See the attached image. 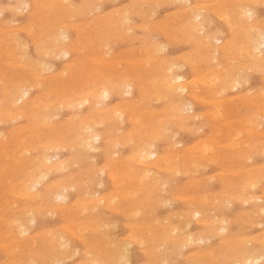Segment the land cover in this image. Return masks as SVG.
Wrapping results in <instances>:
<instances>
[{
	"label": "rangeland",
	"instance_id": "374dc122",
	"mask_svg": "<svg viewBox=\"0 0 264 264\" xmlns=\"http://www.w3.org/2000/svg\"><path fill=\"white\" fill-rule=\"evenodd\" d=\"M172 1L0 0V264H264V0Z\"/></svg>",
	"mask_w": 264,
	"mask_h": 264
},
{
	"label": "bare ground",
	"instance_id": "6f19581e",
	"mask_svg": "<svg viewBox=\"0 0 264 264\" xmlns=\"http://www.w3.org/2000/svg\"><path fill=\"white\" fill-rule=\"evenodd\" d=\"M11 1V0H10ZM36 1H38V0H36ZM146 1V0H145ZM150 1V0H149ZM169 1V0H168ZM174 1V0H173ZM172 1V2H173ZM241 1V0H240ZM19 2H21V1H19ZM131 2V1H130ZM153 2V1H152ZM157 2V1H156ZM163 2V1H162ZM231 2V1H230ZM242 2V1H241ZM260 2V1H259ZM22 3V2H21ZM24 3V2H23ZM49 3H51V2H49ZM99 3H100V1H99ZM150 3V2H149ZM160 3V2H159ZM165 3V2H164ZM256 3V2H255ZM19 4V3H18ZM36 4V3H35ZM44 4V3H43ZM154 4V3H153ZM208 4H210V3H208ZM212 4V3H211ZM214 4V3H213ZM217 4V3H216ZM247 4V3H246ZM8 5V4H7ZM15 5V4H14ZM199 5H201V4H199ZM205 5H207V4H205ZM53 6V5H52ZM56 6V5H55ZM138 6V5H137ZM264 6V5H263ZM2 7V6H1ZM36 7V6H35ZM45 7V6H44ZM54 7V6H53ZM71 7V6H70ZM75 7V6H74ZM136 7V6H135ZM157 7V6H156ZM46 8V7H45ZM72 8V7H71ZM87 8V7H86ZM91 8V7H90ZM13 9V8H12ZM26 9V8H25ZM42 9V8H41ZM47 9V8H46ZM92 9H93V7H92ZM118 9V8H117ZM133 9V8H132ZM147 9V8H146ZM33 10V9H32ZM91 10V9H90ZM89 10V11H90ZM188 10V9H187ZM248 10V9H247ZM246 10V11H247ZM2 11V10H1ZM16 11H18V10H16ZM36 11H38V10H36ZM136 11H137V9H136ZM136 11H135V13L133 14V15H135V14H137L136 13ZM148 11V10H147ZM242 11H244V10H242ZM39 12V11H38ZM115 12V11H114ZM89 13V12H88ZM241 13H243V12H240V14ZM27 14H28V12H27ZM118 14V13H117ZM152 14V13H151ZM198 14V13H197ZM239 14V15H240ZM247 14H249V13H247ZM4 15V14H3ZM110 15H112V14H110ZM139 15V14H138ZM145 15H147V14H145ZM223 15V14H222ZM66 16V15H65ZM221 16V15H220ZM224 16V15H223ZM241 16H243V14H241ZM62 17H64V16H62ZM103 17V16H102ZM216 17H217V15H216ZM225 17V16H224ZM246 17V16H245ZM40 18V17H39ZM44 18V17H43ZM64 18H66V17H64ZM126 18V17H125ZM130 18V17H129ZM129 18H127V19H129ZM140 18V17H139ZM222 18V17H221ZM249 18V17H248ZM70 19V18H69ZM109 19H111V18H109ZM118 19V18H117ZM147 19H148V17H147ZM196 19H197V17H196ZM195 19V20H196ZM219 19V18H218ZM93 20V19H92ZM143 20V19H142ZM249 20V19H248ZM5 21V20H4ZM21 21V20H20ZM129 21H131V20H129ZM178 22V21H177ZM86 23V22H85ZM148 23V22H147ZM197 23H199V22H197ZM191 24V23H190ZM200 24V23H199ZM32 25V24H31ZM62 25H64V24H62ZM77 25V24H76ZM174 25V24H173ZM250 25V24H249ZM253 25V24H252ZM262 25V24H261ZM264 25V24H263ZM7 26V25H6ZM47 26V25H46ZM195 26V25H194ZM154 27V26H153ZM119 28V27H118ZM254 29H250L251 31H252V33H254V36L252 37V38H250L251 40L249 41V43H246L247 44V46H248V44L250 45L249 46V48H250V50L252 49V51H254V52H258V54L260 53H262V49H264V48H262L261 49V47H264V34H263V32H260V31H258V30H256V28L255 27H253ZM29 29V28H28ZM190 29H191V27H190ZM201 29H203V28H201ZM258 29V28H257ZM38 30V29H37ZM148 30V29H147ZM194 30H196L195 28H194ZM230 30V29H229ZM256 30V31H255ZM4 31V30H3ZM160 31V30H159ZM250 31V32H251ZM255 31V32H254ZM10 32V31H9ZM22 32V31H21ZM31 32V31H30ZM146 32V31H145ZM167 32V31H166ZM4 33V32H3ZM41 33H42V31H41ZM101 33V32H100ZM201 33V32H200ZM30 34V33H29ZM34 34V33H33ZM46 34V33H45ZM67 34V33H66ZM97 34V33H96ZM104 34V33H103ZM184 34H186V33H184ZM231 34V33H230ZM28 35V34H27ZM100 35V34H99ZM167 35V34H166ZM253 35V34H252ZM43 36V35H42ZM172 36V35H171ZM11 37V36H10ZM33 37H34V35H33ZM49 37V36H48ZM132 37V36H131ZM143 37V36H142ZM154 37V36H153ZM228 37V36H227ZM108 38V37H107ZM133 38V37H132ZM168 38V37H167ZM172 38V37H171ZM5 39V38H4ZM30 39V38H29ZM179 39V38H178ZM215 39V38H214ZM55 40V39H54ZM107 40V39H106ZM110 40V39H109ZM119 40V39H118ZM128 40V39H127ZM168 40V39H167ZM204 40H206V39H204ZM224 40V39H223ZM32 41V40H31ZM176 41V40H175ZM214 41V40H213ZM237 41V40H236ZM2 42V41H1ZM132 42V41H131ZM145 42V41H144ZM148 42V41H147ZM151 42V41H150ZM174 42V41H173ZM7 43V42H6ZM36 43H38V42H36ZM27 44V43H26ZM39 44V43H38ZM89 44V43H88ZM184 44H185V42H184ZM90 45V44H89ZM208 45L209 44H207V47H208ZM13 46H14V44H13ZM18 46V45H17ZM58 46H59V44H58ZM107 46V45H106ZM157 46V45H156ZM212 46V45H211ZM225 46V45H224ZM231 46V45H230ZM239 47V46H238ZM22 48V47H21ZM142 48V47H141ZM140 48V49H141ZM146 48V47H145ZM154 48H155V46H154ZM248 48V47H247ZM248 48V49H249ZM25 49V48H24ZM54 49V48H53ZM61 50V52L63 51L64 52V54H68V52L67 51H64L63 49V47H61L60 48ZM90 49V48H89ZM91 49H93V48H91ZM106 49V48H105ZM139 49V50H140ZM203 49V48H202ZM206 49V48H205ZM23 50V49H22ZM163 50V49H162ZM24 51V50H23ZM34 51V50H33ZM58 52H59V50H57ZM86 51H88V50H86ZM124 51V50H123ZM150 51V50H149ZM204 51V50H203ZM16 52V51H15ZM122 52V51H121ZM200 52V51H199ZM5 53V52H4ZM12 53H14V52H12ZM22 53V52H21ZM36 53V52H35ZM94 53V52H93ZM201 53V52H200ZM199 53V54H200ZM238 53V52H237ZM240 53V52H239ZM11 54V53H10ZM37 54V53H36ZM41 54V53H40ZM44 54H46L45 52H44ZM157 54V53H156ZM183 54V53H182ZM216 54V53H215ZM243 54V53H242ZM38 55V54H37ZM201 55V54H200ZM3 56V55H2ZM1 56V57H2ZM10 56V55H9ZM118 56V55H117ZM199 56V55H198ZM204 56V55H203ZM260 56V55H259ZM5 57V56H4ZM26 57H27V55H26ZM54 57H55V55H54ZM186 57V56H185ZM232 57V56H231ZM253 57V56H252ZM264 57V56H263ZM179 58V57H178ZM187 58V57H186ZM195 58V57H194ZM249 58V57H248ZM255 58H257V63H261V62H263L264 63V58H262V59H259V57L256 55V57ZM91 59H93V58H91ZM196 59V58H195ZM202 59H204V58H202ZM201 59V60H202ZM20 60V59H19ZM95 60V59H94ZM125 60V59H124ZM187 60V59H186ZM206 60V59H205ZM209 60V59H208ZM254 60V59H253ZM252 60V61H253ZM24 61V60H23ZM191 61V60H190ZM193 61V60H192ZM203 61V60H202ZM213 61V60H212ZM98 62H99V60H98ZM132 62V61H131ZM148 62H149V60H148ZM188 62V61H187ZM17 63V62H16ZM97 63V62H96ZM171 63H173V62H171ZM192 63V62H191ZM198 63H199V61H198ZM201 63V62H200ZM206 63V62H205ZM254 63V62H253ZM42 64V63H41ZM220 64V63H219ZM255 64V63H254ZM37 65V64H36ZM39 65V64H38ZM37 65V66H38ZM63 65V64H62ZM86 65V64H85ZM173 65V64H172ZM223 65V64H222ZM256 65V64H255ZM260 65V64H259ZM264 65V64H263ZM175 66V65H174ZM200 66V65H199ZM219 66V65H218ZM239 65H237V67H238ZM249 66V65H248ZM262 66V65H261ZM146 67V66H145ZM172 67V66H171ZM217 67V66H216ZM252 67V66H251ZM258 67V66H257ZM34 68V67H33ZM112 68V67H111ZM154 68V67H153ZM248 68V67H247ZM240 69V68H239ZM249 69V68H248ZM44 70V69H43ZM93 70V69H92ZM171 70V69H170ZM174 70V69H173ZM212 70V69H211ZM216 70V69H215ZM232 70H233V68H232ZM247 70V69H246ZM0 71H2L1 69H0ZM46 71V70H45ZM50 71V70H49ZM90 71V70H89ZM156 71V70H155ZM169 71V70H168ZM180 71V70H179ZM223 71V70H222ZM248 71V70H247ZM194 72V71H193ZM40 73V72H39ZM42 73V72H41ZM64 73V72H63ZM62 73V74H63ZM161 73H163V72H161ZM166 73H169V72H166ZM171 73V72H170ZM233 73V72H232ZM3 74H4V72H3ZM64 75V74H63ZM89 75V74H88ZM163 75V74H162ZM182 75V74H181ZM204 75H206V74H204ZM40 76V75H39ZM227 76V75H226ZM15 77V76H14ZM101 77V76H100ZM213 77V76H212ZM211 77V78H212ZM218 77V76H217ZM20 78H22V76L20 77ZM105 78V77H104ZM201 78V77H200ZM206 78V77H205ZM211 78H209V80L211 79ZM72 79V78H71ZM96 79V78H95ZM195 79V78H194ZM264 79V78H263ZM7 80V79H6ZM149 80V79H148ZM172 80V79H171ZM173 80H176V81H180L181 80V77H176V78H174ZM106 81V80H105ZM127 81V80H126ZM189 81V80H188ZM217 81V80H216ZM261 81V80H260ZM3 82V81H2ZM6 82V81H5ZM8 82V81H7ZM28 82V81H27ZM36 82V81H35ZM53 82V81H52ZM102 82V81H101ZM154 82V81H153ZM166 82H167V80H166ZM230 82H232V81H230ZM238 82V81H237ZM107 83H108V81H107ZM135 83V82H134ZM136 83H137V81H136ZM236 83V81H234L233 83H231V84H235ZM31 84V83H30ZM39 84V83H38ZM228 84V83H227ZM33 85V84H32ZM105 84H103L102 85V83H101V87L102 88H100L98 91H99V94L101 93L102 94V96L101 97H103V96H105V97H108V92H107V90H106V86H104ZM111 85V84H110ZM125 86L124 87H126L128 90L129 89H131V85L127 82V83H125L124 84ZM149 85V84H148ZM175 85V84H174ZM205 85V84H204ZM209 85V84H208ZM212 85V84H211ZM236 85H237V83H236ZM38 86V85H37ZM178 86V85H177ZM222 86V85H221ZM239 86H240V84H239ZM31 87V86H30ZM45 87V86H44ZM151 87V86H150ZM179 87V86H178ZM204 87V86H203ZM232 87H234V85H231V88ZM6 88V87H5ZM24 88H25V86H24ZM42 88V87H41ZM56 88V87H55ZM239 88V87H238ZM21 89V88H20ZM30 89H32V88H30ZM181 91H185V90H187V87L186 86H183V87H181ZM221 89V88H220ZM226 89V88H225ZM48 90V89H47ZM64 90V89H63ZM126 90V89H125ZM234 90V89H233ZM6 91V89L4 90V92ZM220 91V90H219ZM223 91V90H222ZM264 91V90H263ZM262 91V92H263ZM48 92V91H47ZM53 92V91H52ZM145 92V91H144ZM175 92V91H174ZM25 93H26V91H25ZM51 93V92H50ZM140 93V92H139ZM211 93V92H210ZM1 94V93H0ZM9 94V93H8ZM45 94V93H44ZM124 94H126V93H124ZM198 94V93H197ZM218 94V93H217ZM216 94V95H217ZM43 95V94H42ZM48 95V94H47ZM52 95V94H51ZM86 94H84V96L83 97H86L85 99H90V97L91 98H94V97H97V91L96 92H92L91 91V93L89 92L88 93V95H86ZM16 96V95H15ZM129 96V95H128ZM22 97H23V95L22 96H18V98H17V101L18 100H20V101H22ZM47 97V96H46ZM82 97V96H81ZM158 97V96H157ZM243 97H244V95H243ZM258 97V96H257ZM7 98V97H6ZM48 98V97H47ZM80 98V97H79ZM170 98V97H169ZM168 98V99H169ZM195 98V97H194ZM229 98V97H228ZM10 99V98H9ZM28 99V98H27ZM85 99H83L84 100V103H85V101H87V100H85ZM156 99V98H155ZM175 99V98H174ZM199 99H201V98H199ZM235 99V98H234ZM252 99V98H251ZM258 99V98H257ZM40 100V99H39ZM82 100V101H83ZM105 100V99H104ZM157 100H158V98H157ZM171 100V99H170ZM230 100V99H229ZM63 101V100H62ZM81 101V100H80ZM8 102H9V100H8ZM64 102V101H63ZM74 102V101H73ZM160 102V101H159ZM208 102V101H207ZM250 102V101H249ZM11 103H13L12 101H11ZM67 103H68V101H67ZM81 103V102H80ZM98 103V102H97ZM187 103V102H186ZM199 103V102H198ZM7 104H9V103H7ZM25 104V103H24ZM33 104V103H32ZM61 104V103H60ZM73 104V103H72ZM72 104H71V106H72ZM102 104V103H101ZM133 104V103H132ZM134 104H135V102H134ZM146 104V103H145ZM179 103H177L176 104V106L178 105ZM244 104V103H243ZM79 105V104H78ZM103 105V104H102ZM225 105V104H224ZM234 105V104H233ZM22 106V105H21ZM68 106V105H67ZM79 106H81V105H79ZM78 106V107H79ZM145 106V105H144ZM179 106V105H178ZM238 106V105H237ZM261 106V105H260ZM3 107V106H2ZM11 107V106H10ZM14 107V106H13ZM37 107V106H36ZM70 107V106H69ZM112 107V106H111ZM125 107V106H124ZM180 108H181V106H179ZM235 107V106H234ZM263 107V106H262ZM45 108H47V107H45ZM44 108V109H45ZM152 108V107H151ZM179 108V109H180ZM114 109V108H113ZM119 109V108H118ZM175 109V108H174ZM196 109V108H195ZM80 110V109H79ZM78 110V111H79ZM111 110H112V108H111ZM171 110V109H170ZM178 110V109H177ZM215 110V109H214ZM230 110V109H229ZM233 110H235V109H233ZM261 110V109H260ZM26 111V110H25ZM25 111H24V113H25ZM74 111V110H73ZM101 111V110H100ZM106 111V110H105ZM117 111H120V110H117ZM144 111V110H143ZM169 111V110H168ZM180 111V110H179ZM178 111V112H179ZM4 112V111H3ZM18 112V111H17ZM128 112V111H127ZM183 112V111H182ZM190 112V111H189ZM20 113V112H19ZM22 113V112H21ZM14 114V113H13ZM25 114H27V113H25ZM143 114V113H142ZM151 114V113H150ZM153 114V113H152ZM230 114V113H229ZM11 115H12V113H11ZM10 115V116H11ZM19 115V114H18ZM22 115V114H21ZM158 115V114H157ZM220 115V114H219ZM233 115V114H232ZM262 115V114H261ZM6 116H8V115H6ZM25 116V115H24ZM29 116V115H28ZM112 116V115H111ZM208 116H209V114H208ZM9 117V116H8ZM20 117V116H19ZM31 117V116H30ZM29 117V118H30ZM154 117V116H153ZM152 117V118H153ZM179 117V116H178ZM195 117V116H194ZM51 118V117H50ZM86 118V117H85ZM131 118V117H130ZM139 117H137V119H138ZM147 118V117H146ZM171 118V117H170ZM223 118V117H222ZM252 118V117H251ZM11 119V118H10ZM20 119V118H19ZM26 119V118H25ZM33 119V118H32ZM38 119V118H37ZM76 119H77V117H76ZM87 119V118H86ZM120 119V118H119ZM133 119H135V118H133ZM140 119H142V118H140ZM195 119H196V117H195ZM21 120V119H20ZM44 120H45V118H44ZM85 119H83V120H81V123H79L81 126H82V124H83V126H84V123H82V121H84ZM145 120V119H144ZM178 121L180 120V119H177ZM183 120V119H182ZM9 121V120H8ZM77 121V120H76ZM109 121V120H108ZM128 121V120H127ZM176 121V120H175ZM186 121V120H185ZM246 121H248V120H246ZM2 122V121H1ZM10 122V121H9ZM41 122V121H40ZM86 122V121H85ZM94 122V121H93ZM104 122V121H103ZM107 122V121H106ZM167 122V121H166ZM28 123V122H27ZM74 123V122H73ZM100 123V122H99ZM119 123H120V121H119ZM123 123V122H122ZM161 123V122H160ZM238 123V122H237ZM6 124V123H5ZM12 124V123H11ZM36 124V123H35ZM42 124H43V122H42ZM75 124V123H74ZM78 124V125H79ZM86 124V123H85ZM88 124V123H87ZM86 124V125H87ZM151 124V123H150ZM175 124V123H174ZM240 124V123H239ZM249 124V123H248ZM251 124V123H250ZM29 125H30V123H29ZM43 125H45V124H43ZM48 125V124H47ZM96 125H97V123H96ZM114 125H116V124H114ZM177 125V124H176ZM50 126V125H49ZM109 126V125H108ZM120 126V125H119ZM141 126V125H140ZM163 126V125H162ZM239 126V125H238ZM21 127H22V125H21ZM26 127V126H25ZM86 127V126H85ZM102 127V126H101ZM107 127V126H106ZM110 127V126H109ZM183 127V126H182ZM82 128V130H83V127H81ZM81 128H80V131H82L81 130ZM87 128V127H86ZM93 128V127H92ZM117 128V127H116ZM140 128V127H139ZM142 128V127H141ZM170 128V127H169ZM176 128V127H175ZM188 128V127H187ZM27 129V128H26ZM39 129H41V128H39ZM51 129V128H50ZM52 129H55V127L54 128H52ZM221 129V128H220ZM13 130V129H12ZM31 130V129H30ZM89 130H90V128H89ZM88 130V131H89ZM119 130V129H118ZM138 130V129H137ZM164 130V129H163ZM162 130V131H163ZM180 130V129H179ZM18 131V130H17ZM16 131V133H18ZM22 131V130H21ZM20 131V132H21ZM24 131V130H23ZM27 131H29V130H27ZM42 131H43V129H42ZM47 131V130H46ZM51 131V130H50ZM56 131V130H55ZM77 131V130H76ZM83 131H85V130H83ZM87 131V130H86ZM109 131V130H108ZM139 131V130H138ZM194 131V130H193ZM248 131V130H247ZM24 132H26V131H24ZM32 132V131H31ZM119 132V131H118ZM133 132H134V130H133ZM151 132V131H150ZM154 132H156V130L154 131ZM166 132V131H165ZM169 132V131H168ZM171 132V131H170ZM231 132H233V130L231 131ZM22 133V132H21ZM37 133V132H36ZM42 133H44V131L42 132ZM42 133H40V134H42ZM51 133H53L52 131H51ZM56 133V132H55ZM55 133H53V134H55ZM68 133V132H67ZM76 133H78V132H76ZM131 133V132H130ZM138 133V132H137ZM250 133V132H249ZM262 133V132H261ZM32 134V133H31ZM126 134V133H125ZM153 134V133H152ZM215 134V133H214ZM237 136L239 137V133H238V131H237ZM85 135V134H84ZM130 135V134H129ZM261 135V134H260ZM34 136V135H33ZM35 136H36V134H35ZM89 136V135H88ZM152 136V135H151ZM157 136V135H156ZM169 136V135H168ZM24 137V136H23ZM150 137V136H149ZM161 137V136H160ZM4 139H5V137H3ZM53 138V137H52ZM63 138V137H62ZM153 138V137H152ZM168 138V137H167ZM21 139V138H20ZM79 139V138H78ZM93 139H98L97 137H95V138H93ZM117 139V138H116ZM136 139V138H135ZM209 139V138H208ZM231 139H232V137H231ZM256 139V138H255ZM27 140H28V138H27ZM80 140V139H79ZM84 140V139H83ZM89 140L90 139H85V142L86 143H88L89 142ZM129 140V139H128ZM131 140V139H130ZM133 140V139H132ZM157 140V139H156ZM261 140V139H260ZM22 141V140H21ZM31 141V140H30ZM249 141V140H248ZM129 142V141H128ZM146 142V141H145ZM156 142V141H155ZM212 142V141H211ZM7 143V142H6ZM31 143V142H30ZM47 143V142H46ZM50 143V142H49ZM54 143V142H53ZM52 143V144H53ZM57 143V142H56ZM62 143V142H61ZM73 143H76V142H73ZM117 143V142H116ZM126 143V142H125ZM143 143V142H142ZM153 143V142H152ZM216 143V142H215ZM1 144V143H0ZM27 144V143H26ZM65 144V143H64ZM77 144V143H76ZM154 144V143H153ZM152 144V145H153ZM174 144H176V143H174ZM204 144H206V143H204ZM226 144V143H225ZM224 144V145H225ZM228 144H230V143H228ZM87 145V144H86ZM125 145V144H124ZM170 145V144H169ZM3 146V145H2ZM41 146V145H40ZM46 146H48V145H46ZM58 146V145H57ZM122 146V145H121ZM130 146V145H129ZM141 146V145H140ZM27 147V146H26ZM56 147V146H55ZM148 147V146H147ZM115 148V147H114ZM201 148V147H200ZM204 148V147H203ZM262 148V147H261ZM264 148V147H263ZM18 149V148H17ZM142 149V148H141ZM150 149V148H149ZM167 149V148H166ZM207 149V148H206ZM215 149V148H214ZM16 150V149H15ZM27 150V149H26ZM32 150V149H31ZM92 150V149H91ZM98 150V149H97ZM147 149L145 148H143L142 150H141V153H145L144 151H146ZM200 150H202V149H200ZM261 150V149H260ZM17 151V150H16ZM44 151V150H43ZM93 151V150H92ZM96 151V150H95ZM181 151H182V149H181ZM210 151V150H209ZM219 151V150H218ZM240 151V150H239ZM264 151V150H263ZM200 152V151H199ZM213 152H215V151H213ZM220 152V151H219ZM246 152V151H245ZM252 152V151H251ZM13 153V152H12ZM26 153H27V151H26ZM139 153V152H138ZM137 153V154H138ZM262 153H264V152H262ZM19 154V153H18ZM53 155H55V153H52ZM122 154V153H121ZM136 154V153H135ZM149 154V153H148ZM181 154V153H180ZM213 154V153H212ZM140 155V154H139ZM151 155H153L154 156V153H151L149 156L151 157ZM236 155V154H235ZM248 155H249V153H248ZM255 155V154H254ZM260 155H262V154H260ZM58 156V155H57ZM129 156V155H128ZM131 156H132V154H131ZM207 156V155H206ZM213 156V155H212ZM246 156V155H245ZM144 156H142L141 158H143ZM146 157H147V155H146ZM149 157V158H150ZM209 157V156H208ZM260 157V156H259ZM56 158V157H55ZM83 158V157H82ZM160 158V157H159ZM163 158V157H162ZM204 158V157H203ZM232 158V157H231ZM45 159V158H44ZM43 159V160H44ZM49 159L50 158H48V159H46L45 160V162L48 160L49 161ZM69 159H70V157H69ZM134 159V158H133ZM139 159H140V157H139ZM212 159V158H211ZM214 159H216V158H214ZM224 159H226V158H224ZM24 160V159H23ZM77 160V159H76ZM126 160V159H125ZM143 160V159H142ZM168 160V159H167ZM206 160V159H205ZM219 160V159H218ZM74 161V160H73ZM156 161H157V159H156ZM191 161V160H190ZM11 162V161H10ZM50 162V161H49ZM57 162V161H56ZM193 162H194V160H193ZM219 162V161H218ZM229 162V161H228ZM48 163V162H47ZM63 163V162H62ZM75 163V162H74ZM88 163V162H87ZM121 163V162H120ZM119 163V164H120ZM134 163V162H133ZM199 163V162H198ZM209 163V162H208ZM211 163H214V160H212V162ZM230 163V162H229ZM4 164V163H3ZM59 164V163H58ZM58 164H57V166H58ZM64 164V163H63ZM78 164V163H77ZM145 164V166H146V163H144ZM161 164V163H160ZM241 164V163H240ZM9 165H10V163H9ZM23 165V164H22ZM39 165L41 166V165H43V163L41 162V163H39ZM45 165V164H44ZM137 165H140V163H138ZM232 165V164H231ZM14 166V165H13ZM50 166V165H49ZM59 166H60V164H59ZM65 166H66V164H65ZM68 166V165H67ZM75 166V165H74ZM106 166V165H105ZM110 166V165H109ZM123 166H125V165H123ZM144 166V165H143ZM187 166V165H186ZM227 166V165H226ZM225 166V167H226ZM264 166V165H263ZM45 167H47V166H45ZM44 167V168H45ZM53 167H55V165H53ZM119 167V166H118ZM147 167V166H146ZM162 167V166H161ZM197 167V166H196ZM224 167V166H223ZM224 167V168H225ZM105 168V167H104ZM106 168H108V167H106ZM115 168V167H114ZM201 168V167H200ZM251 168H253V167H251ZM50 169V168H49ZM48 169V170H49ZM70 169V168H69ZM96 169V168H95ZM111 169V168H110ZM127 169V168H126ZM158 169V168H157ZM160 169V168H159ZM177 169V168H176ZM184 169V168H183ZM199 169V168H198ZM254 169H255V167H254ZM7 170V169H6ZM63 170V169H62ZM80 170V169H79ZM128 170V169H127ZM229 170V169H228ZM243 170V169H242ZM246 170V169H245ZM260 170V169H259ZM263 170V169H262ZM66 171V170H65ZM77 171V170H76ZM98 171H100V170H98ZM113 171V170H112ZM185 171H187V170H185ZM197 171H199V170H197ZM5 172V171H4ZM8 172V171H7ZM57 172V171H56ZM62 172V171H61ZM89 172V171H88ZM102 172V171H101ZM127 172V171H126ZM171 172V171H170ZM194 172V171H193ZM233 172V171H232ZM12 173H14V172H12ZM48 173H50V172H48ZM109 173V172H108ZM130 173V172H129ZM147 173V172H146ZM145 172L143 173V175L144 174H146ZM191 173V172H190ZM195 173H197V172H195ZM111 174V173H110ZM125 174V173H124ZM149 174V173H148ZM177 174V173H176ZM184 174V173H183ZM217 174V173H216ZM219 174H220V172H219ZM222 174V173H221ZM225 174V173H224ZM238 174V173H237ZM255 174V173H254ZM38 175V174H37ZM43 175H45V174H43ZM50 175V174H49ZM178 175V174H177ZM185 175V174H184ZM189 175V174H188ZM223 175V174H222ZM246 175H249V173L248 174H246ZM264 175V174H263ZM1 176V175H0ZM10 176V175H9ZM40 176V175H39ZM73 176V175H72ZM96 176V175H95ZM183 176V175H182ZM217 176V175H216ZM215 176V177H216ZM255 176H256V174H255ZM48 177V176H47ZM111 177V176H110ZM112 177H114V176H112ZM119 177V176H118ZM142 177L143 176H141V179H142ZM145 177V176H144ZM143 177V178H144ZM211 177V176H210ZM210 177H209V179H210ZM238 177V176H237ZM256 177H262V176H256ZM147 178V177H146ZM127 179H129V177L127 178ZM141 179H139V180H141ZM207 179V178H206ZM209 179H207L208 180V182H209ZM253 179H255V178H253ZM252 179V180H253ZM258 179V178H257ZM12 180V179H11ZM37 180H38V178H37ZM80 180H82V179H80ZM154 180V179H153ZM220 180V179H219ZM249 180V179H248ZM251 180V179H250ZM250 180L248 181V182H250ZM261 180V179H260ZM41 181V180H40ZM53 181V180H52ZM159 181V180H158ZM197 181V180H196ZM243 181V180H242ZM254 181V180H253ZM258 181H259V179H258ZM78 182V181H77ZM191 182H193V181H191ZM195 182V181H194ZM248 182H247V184H248ZM29 183V182H28ZM243 183V182H242ZM258 183V182H257ZM38 184V182H35L34 183V185L33 186H38L37 185ZM54 184V183H53ZM52 184V185H53ZM82 184V183H81ZM154 184H156V182L154 183ZM250 184V183H249ZM253 184V183H252ZM256 184V183H255ZM255 184H253V185H255ZM1 185V184H0ZM243 185V184H242ZM246 185V184H245ZM57 186V185H56ZM74 186H76V185H74ZM123 186V185H122ZM148 186V185H147ZM224 186H225V184H224ZM247 187H248V185H246ZM256 186V185H255ZM48 187V186H47ZM53 187H55V186H53ZM65 187H67V186H65ZM73 187V186H72ZM205 187V186H204ZM245 187V186H244ZM36 188V187H35ZM56 188V187H55ZM71 188V187H70ZM76 188V187H75ZM250 188V187H249ZM248 188V189H249ZM251 188H253V187H251ZM33 188H31V190H32ZM56 189H61V188H56ZM86 189V188H85ZM148 189V188H147ZM147 189H145V190H147ZM161 189V188H160ZM227 189V188H226ZM242 189V188H241ZM14 190V189H13ZM30 190V191H31ZM34 190V189H33ZM36 190V189H35ZM52 190H53V188H48V190H47V193H48V199H51L52 197H53V192H52ZM63 190V189H62ZM72 190V189H71ZM74 190V189H73ZM135 190H137V189H135ZM134 190V191H135ZM151 190V189H150ZM93 191V190H92ZM152 191V190H151ZM161 191H163V190H161ZM240 191H242V190H240ZM26 192H28V191H26ZM126 192H128L127 190H126ZM130 192H131V190H130ZM157 192V191H156ZM201 192V191H200ZM238 192H239V190H238ZM44 193V192H43ZM135 193V192H134ZM142 193V192H141ZM144 193V192H143ZM142 193V194H143ZM209 193V192H208ZM28 194V193H27ZM56 194V193H55ZM60 194H61V192H60ZM124 194V193H123ZM132 194H133V192H132ZM139 194V193H138ZM137 194V195H138ZM141 194V195H142ZM146 194H147V192H146ZM90 195H91V193H90ZM129 195V194H128ZM144 195V194H143ZM261 195V194H260ZM28 196V195H27ZM34 196V195H33ZM38 196V195H37ZM58 195H56V196H54L55 198L57 197ZM61 196V199H62V197L64 196H62V195H60ZM66 196V195H65ZM89 196V195H88ZM249 196V195H248ZM264 196V195H263ZM53 197V198H54ZM59 197V196H58ZM57 197V199L59 200L60 199V197L58 198ZM90 197V196H89ZM136 197V196H135ZM184 197V196H183ZM182 197V198H183ZM200 197V196H199ZM198 197V198H199ZM64 199H66V197H63ZM91 198V197H90ZM202 198V197H201ZM250 198V197H249ZM264 198V197H263ZM84 199V198H83ZM92 199V198H91ZM95 199V198H94ZM98 199V198H97ZM143 199V198H142ZM176 199V198H175ZM178 199V198H177ZM238 199V198H237ZM251 199V198H250ZM101 200V199H100ZM109 200V199H108ZM183 200H185L184 198H183ZM198 200V199H197ZM205 200V199H204ZM239 200V199H238ZM18 201V200H17ZM32 201V200H31ZM65 201V200H64ZM90 201V200H89ZM158 201V200H157ZM235 201V200H234ZM241 201V200H240ZM247 201H249V200H247ZM251 201V200H250ZM256 202H257V200H255ZM24 202V201H23ZM37 202V201H36ZM102 202V201H101ZM117 202V201H116ZM149 202V201H148ZM154 202V201H153ZM163 202V201H162ZM162 202H161V204H162ZM214 202V201H213ZM236 202V201H235ZM244 203H245V200L243 201ZM242 202V203H243ZM1 203V202H0ZM82 203V202H81ZM112 203V202H111ZM137 203V202H136ZM212 203V202H211ZM227 203V202H226ZM241 203V202H240ZM258 203V202H257ZM84 204V203H83ZM90 204V203H89ZM115 204V203H114ZM148 204V203H147ZM156 204H158V203H156ZM206 204V203H205ZM238 204H239V201H238ZM109 205V204H108ZM129 205V204H128ZM138 205V204H137ZM153 205V207H154V204H152ZM159 205V204H158ZM244 205V204H243ZM14 206H15V204H14ZM57 206V205H56ZM56 206H54V207H56ZM88 206V205H87ZM117 206V205H116ZM133 206V205H132ZM146 206V205H145ZM148 206V205H147ZM150 206V205H149ZM212 206V205H211ZM61 207V206H60ZM63 207V206H62ZM82 207V206H81ZM114 207V206H113ZM119 207V206H118ZM141 207H143V206H141ZM158 207V206H157ZM214 207V206H213ZM224 207V206H223ZM97 208V207H96ZM95 208V209H96ZM106 208V207H105ZM129 208V207H128ZM10 209V208H9ZM58 209V208H57ZM63 209V208H62ZM93 209V208H92ZM223 209H225V208H223ZM49 210V209H48ZM126 210H128V209H126ZM133 210V209H132ZM139 210H140V207H139ZM82 211L84 212L85 210H83V208H82ZM94 211V210H93ZM111 211V210H110ZM118 211V210H117ZM117 211H114V212H117ZM125 211V210H124ZM144 211V210H143ZM244 211V210H243ZM26 212H27V210H26ZM54 212V211H53ZM120 212V211H119ZM133 212V211H132ZM132 212L130 213V214H132ZM135 212V211H134ZM240 212V211H239ZM254 212V211H253ZM258 212V211H257ZM256 212V213H257ZM29 213V212H28ZM39 213V212H38ZM124 213V212H123ZM136 213V212H135ZM134 213V214H135ZM173 213V212H172ZM200 213V212H199ZM30 214V213H29ZM129 214V215H130ZM184 214V213H183ZM186 214V213H185ZM250 214V213H249ZM142 215V214H141ZM219 215V214H218ZM258 215V214H257ZM21 216H23V215H21ZM50 216V215H49ZM52 216H53V214H52ZM169 216V215H168ZM195 216V215H194ZM251 216V215H250ZM253 216V215H252ZM251 216V217H252ZM99 217V216H98ZM209 217V216H208ZM214 217V216H213ZM244 217H246V216H244ZM260 217V216H259ZM48 218V217H47ZM70 218V217H69ZM95 218V217H94ZM170 218V217H169ZM190 218V217H189ZM212 218V217H211ZM258 218V217H257ZM243 219V218H242ZM246 219H247V217H246ZM161 220V219H160ZM220 220H222V219H220ZM219 220V221H220ZM252 220H253V217H252ZM12 221H14V220H12ZM74 221V220H73ZM95 221V220H94ZM156 221V220H155ZM154 221V222H155ZM197 221V220H196ZM234 221V220H233ZM17 222H19V221H17ZM87 222V221H86ZM91 222V221H90ZM247 222V221H246ZM251 222V221H250ZM30 223V222H29ZM32 223V222H31ZM111 223V222H110ZM113 223V222H112ZM141 223V222H140ZM207 223V222H206ZM211 223V222H210ZM215 223V222H214ZM244 223V222H243ZM252 223V222H251ZM254 223V222H253ZM12 224H14L13 222H12ZM19 224V223H18ZM75 224V223H74ZM107 225L109 224V223H106ZM105 224V225H106ZM117 224V223H116ZM161 224V223H160ZM200 224V223H199ZM205 224V223H204ZM220 224V223H219ZM240 224H241V222H240ZM248 224V223H247ZM255 224H256V221H255ZM95 225V224H94ZM147 225H149V224H147ZM181 225V224H180ZM207 225V224H206ZM261 225V224H260ZM17 226V225H16ZM33 226V225H32ZM79 226V225H78ZM84 226H86V224L84 225ZM90 226V225H89ZM110 226V225H109ZM113 226V225H112ZM112 226H110V227H112ZM115 226V225H114ZM246 226H248V225H246ZM20 227H22V226H20ZM64 227V226H63ZM67 227H68V225H67ZM100 227V226H99ZM102 227H103V225H102ZM137 227V226H136ZM150 227V226H149ZM155 227V226H154ZM261 227V226H260ZM69 228V227H68ZM106 228H109V227H106ZM172 228V227H171ZM67 229V228H66ZM100 229V228H99ZM103 229H104V227H103ZM152 229V228H151ZM150 229V230H151ZM158 229V228H157ZM183 229V228H182ZM24 230H26L27 231V229H24ZM24 230H21L22 232H23V234L25 233V231ZM105 230V229H104ZM175 230V229H174ZM184 230H187L186 228H184ZM225 230V229H224ZM44 231V230H43ZM50 231V230H49ZM77 231V230H76ZM83 231V230H82ZM98 231V230H97ZM214 231V230H213ZM22 232H20L21 234H22ZM68 232H70V231H68ZM84 232V231H83ZM99 232V231H98ZM147 232V231H146ZM152 232V231H151ZM204 232V231H203ZM211 232V231H210ZM48 233V232H47ZM78 233V232H77ZM87 233V232H86ZM149 233V232H148ZM148 233H147V235H148ZM41 234V233H40ZM46 234V233H45ZM81 234V233H80ZM156 234V233H155ZM219 234V233H218ZM5 235V234H4ZM20 235V234H19ZM18 235V236H19ZM49 235V234H48ZM62 235V234H61ZM136 235V234H135ZM146 235V234H145ZM184 236V235H183ZM264 236V235H263ZM59 237H61V236H59ZM73 237V236H72ZM76 237V236H75ZM105 237H106V235H105ZM115 237V236H114ZM182 237V236H181ZM198 237V236H197ZM212 237V236H211ZM214 237V236H213ZM24 238V237H23ZM54 238V237H53ZM64 238V237H63ZM62 238V239H63ZM79 238V237H78ZM124 238V237H123ZM134 238V237H133ZM169 238V237H168ZM172 238H174V237H172ZM183 238V237H182ZM245 238V237H244ZM244 238H241V240H243ZM65 239H66V237H65ZM77 239V238H76ZM82 239V238H81ZM122 239V238H121ZM136 240H137V238H135ZM185 239V238H184ZM188 239H189V237H188ZM196 239V238H195ZM211 239V238H210ZM209 239V240H210ZM2 240V239H1ZM32 240V239H31ZM51 240V239H50ZM197 240V239H196ZM201 240V239H200ZM224 240V239H223ZM237 240H240V239H237ZM52 241V240H51ZM54 241V240H53ZM109 241V240H108ZM142 241V240H141ZM147 241V240H146ZM145 241V243H147ZM151 241V240H150ZM156 241H158L157 239H156ZM155 241V242H156ZM174 241V240H173ZM180 241V240H179ZM183 241V240H182ZM199 241V240H198ZM244 241V240H243ZM65 242V241H64ZM161 242H163V241H161ZM189 242V241H188ZM202 242V241H201ZM205 242V241H204ZM227 242V241H226ZM264 242V241H263ZM55 243V242H54ZM63 243V242H62ZM92 243H94V242H92ZM102 243H103V241H102ZM140 243V242H139ZM178 243V242H177ZM193 243V242H192ZM232 243V242H231ZM237 243V242H236ZM243 243V242H242ZM241 243V244H242ZM24 244H26L25 246H28V244L25 242ZM23 244V245H24ZM60 244V243H59ZM70 244V243H69ZM85 244V243H84ZM113 244V246H114V243H112ZM138 244V243H137ZM163 244V243H162ZM197 244V243H196ZM229 244V243H228ZM235 244V243H234ZM250 244V243H249ZM261 244V243H260ZM32 245H33V243H32ZM58 245V244H57ZM67 245H68V243H67ZM103 245V244H102ZM243 245V244H242ZM85 246V245H84ZM87 246V245H86ZM262 246V245H261ZM66 247V246H65ZM103 247V246H102ZM111 247V246H110ZM117 247V246H116ZM115 247V248H116ZM120 247H121V245H120ZM130 247V246H129ZM182 247V246H181ZM222 247V246H221ZM51 248H52V246H51ZM185 248V247H184ZM99 250V249H98ZM115 250V249H114ZM120 250V249H119ZM183 250V249H182ZM212 250V249H211ZM237 250V249H236ZM61 251V250H60ZM103 251V250H102ZM107 251V250H106ZM122 251V250H121ZM144 251V250H143ZM209 251V250H208ZM207 251V252H208ZM250 251V250H249ZM83 252H85V251H83ZM108 252V251H107ZM115 252V251H114ZM113 252V253H114ZM125 252V251H124ZM157 252V251H156ZM206 252V251H205ZM211 252V251H210ZM36 253V252H35ZM44 253V252H43ZM93 253V252H92ZM103 253V252H102ZM125 253H127V252H125ZM125 253H123L122 252V256L125 254ZM200 253V252H199ZM252 253H254V252H252ZM50 254V253H49ZM101 254V253H100ZM120 254V253H119ZM128 254V253H127ZM207 254V253H206ZM244 254V253H243ZM24 255V254H23ZM66 255V254H65ZM72 255H73V253H72ZM94 255H96V253L94 254ZM121 255V254H120ZM223 255V254H222ZM71 256V255H70ZM126 256V255H125ZM128 256V255H127ZM147 256V255H146ZM151 256V255H150ZM205 256V255H204ZM208 256V255H207ZM251 256V255H250ZM255 256V255H254ZM261 256V255H260ZM52 257V256H51ZM76 257V256H75ZM90 257H91V255H90ZM96 257V256H95ZM108 257V256H107ZM253 257V256H252ZM59 258V257H58ZM60 258H61V256H60ZM68 258V257H67ZM66 258V259H67ZM70 258V257H69ZM72 258V257H71ZM114 258V257H113ZM117 258H118V256H117ZM121 258V257H120ZM50 259V258H49ZM57 258H55V260H56ZM64 259H65V256H64ZM127 259V258H126ZM249 259V258H248ZM14 260V259H13ZM31 260V259H30ZM29 260V261H30ZM54 260V261H55ZM61 260V259H60ZM119 260V259H118ZM212 260H214V259H212ZM32 261V260H31ZM69 261H71V260H69ZM101 261H103V260H101ZM251 261L252 260H250V261H246V263H251ZM253 261H257V258H254L253 259ZM252 261V262H253ZM260 261V260H259ZM5 262V261H4ZM94 261H92L91 263H93ZM115 262V261H114ZM126 262V261H125ZM165 262V261H164ZM163 262V263H164ZM214 262H216L215 260H214ZM233 262V261H232ZM245 262V261H244ZM30 263V262H29ZM98 263V262H97ZM101 263V262H100ZM99 263V264H100ZM110 263V262H109ZM235 263H237V262H235ZM246 263H244V264H246ZM22 264V263H21ZM31 264V263H30ZM82 264V263H81ZM103 264V263H102ZM105 264V263H104ZM254 264V263H253ZM258 264V263H257Z\"/></svg>",
	"mask_w": 264,
	"mask_h": 264
}]
</instances>
